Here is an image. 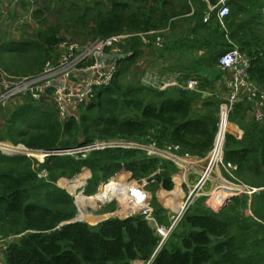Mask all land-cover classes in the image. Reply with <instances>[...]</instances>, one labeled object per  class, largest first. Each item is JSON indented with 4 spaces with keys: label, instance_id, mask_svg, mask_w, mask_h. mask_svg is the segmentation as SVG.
I'll return each mask as SVG.
<instances>
[{
    "label": "trees",
    "instance_id": "16d2710c",
    "mask_svg": "<svg viewBox=\"0 0 264 264\" xmlns=\"http://www.w3.org/2000/svg\"><path fill=\"white\" fill-rule=\"evenodd\" d=\"M83 1L87 4L84 12L77 13L69 24L51 25L27 41L0 44V66L17 76H30L40 73L53 58L56 46L66 38L63 30L68 29L72 40L83 43L123 32L135 35L110 85L100 88L92 101L79 105L73 117L61 120L55 106L33 101L30 95L14 100L4 110L0 143L57 153L41 163L27 155L9 156L0 150V236L17 237L8 243L5 264H264V190L252 197H232L224 207L212 199L216 208L223 207L219 212L208 209L204 197L198 199L158 250L160 240L143 215L110 218L97 225L70 223L78 209L62 182L91 172L83 194L94 196L109 182L104 189L146 179L156 221L169 228L167 192L181 190V182L175 184L179 169L173 162L123 147L67 152L85 150L98 142L128 141L154 143L160 149L179 146L182 154L204 158L212 148L220 104L225 100L206 98L201 92L218 91L220 87L228 94L229 90L224 83L216 86V79L203 78L202 70L215 71L217 80L227 77L218 62L237 47L250 60L252 81L264 90V0H229L227 30L221 27L216 13L204 22L209 6L219 0ZM70 7L73 10L78 3ZM47 11L49 7H44L33 17L43 20ZM186 16L185 21L194 23V28L176 44L202 50V54L190 63L191 75L179 81L198 80L199 92L179 87L160 90L146 84L147 74L154 71L135 68L144 49L161 54L170 50L176 44L169 42L168 34L177 18ZM168 27L170 30L163 33ZM150 32L158 33L145 35ZM140 34L149 42H143ZM158 37L163 40L162 48L155 45ZM19 59L28 60L20 63ZM157 73L161 82L165 73ZM192 76L196 79H190ZM252 106L247 99H240L230 114L231 126H238L243 136L227 135L225 162L238 166L239 182L262 189L264 122L255 119ZM35 156L43 159L40 154ZM43 170L47 176L41 177ZM82 185L83 180H77L68 187L74 193ZM129 213L127 209L120 214L125 217Z\"/></svg>",
    "mask_w": 264,
    "mask_h": 264
},
{
    "label": "built area",
    "instance_id": "2783aa9c",
    "mask_svg": "<svg viewBox=\"0 0 264 264\" xmlns=\"http://www.w3.org/2000/svg\"><path fill=\"white\" fill-rule=\"evenodd\" d=\"M228 2L229 0H219L217 5H210L209 11L204 18V22H209L212 14L216 13L221 27L224 30H227L225 18L230 14ZM17 3L18 2H14L10 7L0 6L1 18H6L9 14V10H14ZM5 23H9L8 18L5 20ZM169 30L170 28L168 27L163 33L168 32ZM157 33L158 32H150L145 35ZM134 36L135 35L130 34L129 32H123L107 38H95L86 43L74 41L72 39H64L56 46L53 58L45 64L43 70L38 74L30 76H17L14 73L7 72L0 66V109L5 108L10 102L19 99L21 96L30 95L33 101H46L55 106L61 120L65 121L73 117L76 114L79 105L92 101L100 88L110 85L118 72L120 63L126 57L129 40ZM140 37L143 42H149L143 34H140ZM230 44L232 43L230 42ZM155 45L158 48L163 47V40L161 37L157 38ZM218 68L221 71H226L228 73L225 87L229 92L228 94H224L221 89L218 91L206 90L201 92L206 98L216 97L225 100V102L220 104L218 112L219 121L212 148L204 158L191 157L188 154H182L179 146H169L160 149L156 147L154 143L141 144L139 142L109 141L102 143L98 142L89 147H94V150L116 147L139 149L145 151L149 156H158L160 158H165L166 160L168 159L179 168V174H182L181 181L185 185L188 184L186 172L190 163L206 162L205 170L200 179L192 189L188 190L187 196L181 201L182 206L177 210V216L172 217L171 221L173 226L178 225V221L182 219L185 212L194 205L199 198L209 197L208 201H210L214 195H217V192L223 193V195L220 196L221 200L225 199L226 192H229L233 197L243 195L252 197L257 190L248 187L237 180L236 172L238 171V166L225 162V145L227 135L233 134L229 129L232 125L230 122V114L233 111L235 104L240 99H247L251 102L253 104L252 108L254 109L253 115L255 119L258 122H264V90L260 89L252 81L249 74L251 69L250 60L247 55L242 53L237 47H234L221 56L218 62ZM159 78V73L154 71L147 74L144 82L160 90H165L172 86L188 91L199 92L198 80H188L181 84L177 82L171 83L169 81L170 78L166 75L162 77L161 82ZM237 129L240 128L237 127ZM233 135L237 137V134ZM242 135L239 137L242 138ZM11 146L12 148L10 149H12V151H9V148H7L8 151L3 149L4 152L28 156L30 155L27 152H31L33 158H36L35 154L39 153L36 151H30L21 145ZM86 150L87 149H85V151ZM67 153L73 154L76 153V151H68ZM45 158L46 155L43 156L41 163L44 162ZM40 176H47V170H43ZM79 178L80 177H78V179ZM87 179L88 177L83 180L82 187L84 186V188L88 183L89 179ZM63 181L65 182V186H68V184L74 180L65 179ZM145 182L147 184L146 180L128 184L126 187L127 195L123 200L119 199V195H121V191L119 190L114 197L111 196L108 200L100 201L98 203L105 205L115 200L120 204L118 207V216L120 217H123L120 215L122 211L129 206H132L133 208L130 209V213L127 214L125 218L136 214L143 215L150 224L154 226L157 234L161 237L162 240L160 245L162 246L171 234L173 227L167 230L165 227H159L156 224L153 217V208H151L152 205L150 206L149 194L144 187ZM210 182H214L212 188L213 194L212 192L204 191L207 183ZM108 185L109 184L104 187H107ZM64 188L68 190L67 187ZM82 193L83 192H77V190H75L74 193H71L78 209L77 216L72 222H88L85 218L86 216H89L86 207L78 202L79 197L85 196ZM87 197L88 196H85L84 198ZM16 238V236H10L7 238L0 236V264H5L4 259L8 243H11ZM146 264H150V262H147Z\"/></svg>",
    "mask_w": 264,
    "mask_h": 264
},
{
    "label": "rangeland",
    "instance_id": "374dc122",
    "mask_svg": "<svg viewBox=\"0 0 264 264\" xmlns=\"http://www.w3.org/2000/svg\"><path fill=\"white\" fill-rule=\"evenodd\" d=\"M85 1L88 3L90 2L92 4H95V2L97 0H85ZM103 1L105 2L106 0H103ZM14 2H18L15 5V9L14 10L7 9V10H9L8 16L6 18H3V19L0 18V44H2L3 42L11 43L13 41H15V42L16 41H27L30 38H33L39 31H42L51 25H57V24L67 25V24H69V21L72 18H74L77 13L84 12V11H82L83 10L82 8H84V6L87 5L83 0H0V6L10 7ZM74 2L78 3V7L72 10V8L70 7V4H72ZM44 7H49V11H47L45 13L43 20L42 19L38 20L35 17H33V15H34L33 13L37 12L38 10H42ZM7 18L9 20L8 24L5 23V20ZM67 30L68 29L62 31L63 37H66L65 39H67V38L71 39V37L67 34ZM150 54H152L151 50L144 49V54H143L142 58L139 60V62L135 68L138 69L139 71L140 70L141 71H144V70H148V71L156 70L157 71V69H155V68L153 69V67L151 65H148L149 64L148 60L151 58ZM6 59H10V57H8ZM27 60L28 59H23V60L19 59L17 62L22 63L23 61H27ZM208 70H211V69H208ZM21 77H23V76H21ZM12 102H10L8 104V106H6L5 108L0 109V125L3 124V118H4L3 114H5V111H6L5 109L8 107H11L13 105ZM236 127H238V126H236ZM229 129L231 130L232 133L237 134V137L242 135V131L240 129H235L232 126H230ZM4 144L5 145L2 147L4 148L5 151H8V150L12 151V149H10V148H12L10 143H4ZM7 148H9V149L7 150ZM82 151H85V150H82ZM82 151L79 150L76 153L82 152ZM2 152H4V151H2ZM4 153L9 154L11 152H8V153L4 152ZM27 153L30 155V156L27 155L28 157H32L31 152H27ZM38 154H40L41 157L44 156L41 153H38ZM73 154H75V153H73ZM9 156H15V153L9 154ZM36 158L38 161H40V162L42 161L38 157H36ZM163 159H165V158H163ZM201 175L202 174L195 175V177H197V181L200 179ZM181 176H182V174H179V172H178L174 178L176 186H177V181L181 182L180 192H177V191L176 192H173V191L167 192L170 195H169V201L167 203L168 205H166V204L165 205L167 206L166 207L167 211L169 210L171 212V215H172L171 217L177 216V214H178L177 210L179 207L182 206L181 201L185 199V197L187 196V192H188L186 185L184 183H182V181H181ZM78 177H80V178L83 177V179H85L87 176H77V178H75L74 181L77 180ZM60 182H59V184H60ZM62 182H63V186L66 187L65 182L64 181H62ZM112 182H114V181H112ZM59 184H58V186L60 187ZM117 184H120V185L125 186V187L128 186L127 184L120 183V182ZM211 185H213V184L207 183L204 191L212 192V194H213V190H210ZM147 186H148V184H146V182H145V185H144L145 190H146ZM80 189H82V188H78L77 190H80ZM65 190H67V189H65ZM104 190H105L104 187H102L101 191L98 194H100ZM261 190H264V188L257 189L256 192H260ZM216 194L217 195H214L212 199H213V201L220 203V204L225 203L227 198L229 196H231L229 194V192H226L225 199L221 200L220 196L223 195V193L217 192ZM126 195H127V191H126ZM159 199H160V197H159ZM149 200H150V206H151L150 197H149ZM208 200H209V197L205 198L204 205L210 210H214L216 212H219L225 206L224 205L222 208H216L215 203L211 200L210 201H208ZM111 203H110V205L108 204V206H106L100 214H107L108 212L113 213L114 211L118 210V207L120 204L117 202L113 203V204H111ZM159 203L161 206L164 205V203L161 201V199H160ZM125 210H127V209H125ZM138 213H142V212H138ZM248 214H250V213H248ZM138 215H141V214H138ZM104 217L105 216L95 218L94 221H92V222H90L88 220L87 221L90 223H93V222H96L98 220L104 219ZM180 221H178V225L180 224ZM72 223H74V222H72ZM168 240H169V238H168Z\"/></svg>",
    "mask_w": 264,
    "mask_h": 264
},
{
    "label": "crops",
    "instance_id": "0c3cea01",
    "mask_svg": "<svg viewBox=\"0 0 264 264\" xmlns=\"http://www.w3.org/2000/svg\"><path fill=\"white\" fill-rule=\"evenodd\" d=\"M0 18H1V16H0ZM188 18H189L188 16L182 17V18H177V20H176L177 22L175 21L176 25L173 28V30H171L172 33L168 34V36L170 37V40H171L169 42H174L173 44H176V42H179L183 38H185V36L188 34L189 30L194 28V23L189 22V21H185ZM178 20H180V21H178ZM191 40H193V39H191ZM188 45H192V41H188ZM168 49H170V50H166L165 52H162V54H161V51H159V52L155 51V53L150 54L151 58L148 60L149 61L148 65H151L153 67V69L155 68L157 70H160L162 73H165V75L170 78L169 81L171 83L172 82L179 83L180 82L179 80L182 77L184 78L185 76L191 75L193 66L190 63H192V60L194 58L201 56L202 53L200 51H202V50L193 51V50L187 49L186 47L181 48L180 45H178V44H176L175 46L170 47ZM177 60H181V61L177 62ZM154 71H156V70H154ZM202 73H203V78L207 77L210 81L212 79H216V81H215L216 86H220L223 83L225 84V81L227 80V77H223V78H220L217 80L216 72L213 70H205L204 69V70H202ZM192 75H196V74H192ZM183 78H182V80H183ZM190 79H196V78H195V76H192V77H190ZM219 89H221V88L219 87ZM206 164H207L206 162H193V163H190L189 167H187V172H186V178L188 181V184L186 185L187 190L192 189L194 187V185L197 183V177H195V175L202 174L205 170ZM88 173H89V175L87 177L89 179L92 176V174H91V172H88ZM179 173H180V171H179ZM142 180H145V179H142ZM134 182H137V181H134ZM128 184H131V183H128ZM210 184L214 185V182H210ZM59 185L61 186V183ZM213 185H211L210 190H212ZM83 188H84V186L82 187V189L77 190V192H83V190H84ZM66 191L72 196V194H71L72 192L70 190H66ZM149 197H150V195H149ZM150 199H151V197H150ZM90 204H92V203L88 202L85 204L87 214L89 215L88 217L91 216L95 219V218H99L102 216H106V218L103 220H98V221L93 222V223L86 222L90 225H97V224H99L105 220H108V218L110 219V218H117L118 217L120 219H126L125 217L118 216V210L114 211L113 213L108 212L107 214H100L102 212V210L106 206H108V204H105L102 206L100 203H95V205L94 204L90 205ZM152 208H153V206H152ZM154 211L155 210L153 208V217H155ZM248 213L251 214L250 211H248ZM171 218H172L171 212L168 210V219L170 221H171ZM138 263L139 264H145V262H143V261H134L132 264H138Z\"/></svg>",
    "mask_w": 264,
    "mask_h": 264
},
{
    "label": "bare ground",
    "instance_id": "6f19581e",
    "mask_svg": "<svg viewBox=\"0 0 264 264\" xmlns=\"http://www.w3.org/2000/svg\"><path fill=\"white\" fill-rule=\"evenodd\" d=\"M77 180H84V179L82 177V178H79ZM77 180H75V181H77ZM66 187L69 189L68 186H66ZM119 190L121 191V195H119V199L123 200L124 197L126 196V187L122 186L120 184H112L107 189H105L102 193L96 194L95 196H91L88 198L79 197L78 202H79V204H82V205H85L88 202L95 205V203H98L100 201L108 200L111 196L114 197L116 195V192H118ZM92 204H90V205H92ZM131 208H133V207L129 206L127 209L130 210ZM85 218L90 222L94 221V218L91 216L90 217L86 216ZM105 218H106V216L104 217V219ZM101 220H103V219H101Z\"/></svg>",
    "mask_w": 264,
    "mask_h": 264
},
{
    "label": "clouds",
    "instance_id": "9594fccd",
    "mask_svg": "<svg viewBox=\"0 0 264 264\" xmlns=\"http://www.w3.org/2000/svg\"><path fill=\"white\" fill-rule=\"evenodd\" d=\"M176 166V165H175ZM177 167V166H176ZM178 168V167H177ZM179 169V168H178ZM81 175V174H80ZM79 176V175H78ZM75 179V178H74ZM74 179H72V180H74ZM63 180H65V179H63ZM62 180V181H63ZM66 180H69V179H66ZM108 184H110V183H108ZM128 184V183H127ZM107 185V184H106ZM105 186V185H104ZM103 186V187H104ZM255 189V188H254ZM73 197V196H72ZM88 197H91V196H88ZM233 196H229L228 198H227V200L225 201V203H224V205L226 206L229 202H230V199L232 198ZM112 202H115V200L114 201H112ZM223 205V206H224ZM137 215V214H136ZM145 218V217H144ZM146 219V218H145ZM154 219H155V217H154ZM147 220V219H146ZM148 221V220H147ZM149 222V221H148ZM155 222H156V224L159 226V224L157 223V221H156V219H155ZM70 223H72V221L70 222ZM74 223H76V222H74ZM150 223V222H149ZM152 227H153V229H154V231H155V233H156V235L158 236V238H159V240H160V243H159V247H158V250H160V249H162L163 248V246L165 245V243L167 242V240H168V238L170 237V235H169V237L167 238V240L162 244V246L160 245L161 244V237L157 234V232H156V230H155V228H154V226L152 225ZM160 227V226H159ZM171 227H173V229H172V231L176 228V226H173L172 225V222L170 223V226H169V228H171ZM169 228H166L165 227V229H169ZM172 233V232H171ZM150 262V264H152V261H149ZM147 262H145V264H146Z\"/></svg>",
    "mask_w": 264,
    "mask_h": 264
},
{
    "label": "water",
    "instance_id": "95a60500",
    "mask_svg": "<svg viewBox=\"0 0 264 264\" xmlns=\"http://www.w3.org/2000/svg\"><path fill=\"white\" fill-rule=\"evenodd\" d=\"M2 144H4V143H0V146H2ZM22 146V145H21ZM24 147V146H23ZM0 150L2 151L3 150V148L2 147H0ZM87 150H89V151H91V150H94V147L93 148H87ZM4 151V150H3ZM36 152H39V153H43L44 155H46V157L47 156H50V155H55V154H57L56 152H45V151H36ZM77 152V151H76ZM37 154V153H36ZM109 219V218H108Z\"/></svg>",
    "mask_w": 264,
    "mask_h": 264
}]
</instances>
